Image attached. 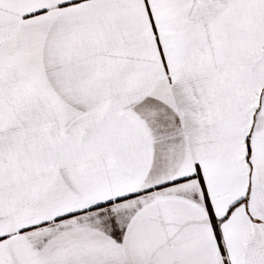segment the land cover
Segmentation results:
<instances>
[{
  "label": "snow or ice",
  "instance_id": "snow-or-ice-1",
  "mask_svg": "<svg viewBox=\"0 0 264 264\" xmlns=\"http://www.w3.org/2000/svg\"><path fill=\"white\" fill-rule=\"evenodd\" d=\"M0 264H264V0H0Z\"/></svg>",
  "mask_w": 264,
  "mask_h": 264
}]
</instances>
